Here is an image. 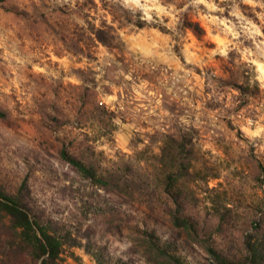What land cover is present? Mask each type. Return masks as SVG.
<instances>
[{"label":"rangeland","instance_id":"rangeland-1","mask_svg":"<svg viewBox=\"0 0 264 264\" xmlns=\"http://www.w3.org/2000/svg\"><path fill=\"white\" fill-rule=\"evenodd\" d=\"M185 15L202 26L192 10ZM129 19L110 0H0V189L21 193L61 238L58 264H169L157 247L185 264H217L208 246L241 259L245 234L264 226V141L250 142L240 125L264 124V91L249 98L228 84L243 85L252 73L234 53L210 58L215 45L204 26L194 43L183 24L184 41L149 27L126 32L137 39L125 40L119 31ZM105 23L115 25L119 49L95 40L93 27ZM166 36L178 55L181 44H192L201 62L180 57L194 72L187 81L175 82L174 64L134 47L157 53L151 45L163 47ZM63 148L118 187L83 177L61 158ZM179 161L189 176L170 178ZM169 183L175 196L166 193ZM176 199L198 239L175 227ZM15 239L0 226V256Z\"/></svg>","mask_w":264,"mask_h":264},{"label":"clouds","instance_id":"clouds-1","mask_svg":"<svg viewBox=\"0 0 264 264\" xmlns=\"http://www.w3.org/2000/svg\"><path fill=\"white\" fill-rule=\"evenodd\" d=\"M97 3H100V0H97ZM110 3L118 6L120 10L127 12L132 17L133 23L119 31V36L125 40L137 39L135 34L126 36V32L130 30L143 33V28L136 27V23L139 22L151 28L156 36L162 35L160 32V27H162L179 37L180 41H184L185 37L180 31V26L183 24L185 14L192 10L202 22V26L206 28L208 37L215 45L209 50V57L228 60L230 54L234 53V62L237 65L243 64L252 73L249 84H258L259 89L264 91V0H186L182 6H178L175 2H167V0H110ZM242 6L249 9L251 15L246 14ZM107 22L113 24L112 18L107 17ZM79 23L84 24V21L80 20ZM96 23L99 27V21ZM157 25L160 27H153ZM186 31L187 37L194 43L195 37L192 30L187 29ZM164 39L166 43L163 47L157 43L151 45L152 49H161L157 53L146 51L139 45L134 47L144 56L157 55L169 67L174 64L177 69L173 72L175 82L187 81V78L194 75V72L191 68H185L181 64L180 57H183L187 65L199 67L201 64L200 60L196 58V52L191 50L193 45L181 44L178 55L173 50L176 42L172 41L170 36H166ZM37 71H43V69L37 68ZM181 72L183 76L180 75ZM126 78L130 80L131 75ZM141 87L144 85L142 84ZM167 91L172 93L173 89L168 88ZM179 91L183 92L184 89L180 88ZM107 100L111 102L116 100V97L109 96ZM182 121L185 124L188 123L183 118ZM116 123L119 124L120 121L117 120ZM240 128L250 142L264 141V124L247 119L244 124L240 125ZM259 147L261 151H264V143H261ZM130 246L129 242L121 247L126 249Z\"/></svg>","mask_w":264,"mask_h":264},{"label":"trees","instance_id":"trees-1","mask_svg":"<svg viewBox=\"0 0 264 264\" xmlns=\"http://www.w3.org/2000/svg\"><path fill=\"white\" fill-rule=\"evenodd\" d=\"M133 22L132 19H129ZM184 27L191 29L192 32L199 38L205 35V30L197 22L184 16ZM138 28H145L146 26L136 23ZM160 27V26H153ZM92 34L95 40L109 50L120 48L121 40L117 34V30L112 25H102V27H93ZM163 33L168 32L167 29L160 27ZM246 75V74H245ZM251 74L246 75V82L243 85H237L235 81L228 83L230 86L239 88V91L249 98H255L261 93L257 85H250L249 81ZM107 112V111H106ZM0 116L5 117L4 113L0 112ZM61 158L74 167L83 177L90 179L97 185L102 187L117 188L118 184L114 180H109L103 173H100L97 167L91 163H86L73 155L67 148H63L60 152ZM184 162L179 161V173L171 174L169 177H185L189 176L188 167L182 169ZM170 184V183H169ZM173 185H168L166 193L175 196L172 191ZM177 209L170 211L174 218L175 227L183 229L196 239L198 236V229L193 221L188 218L180 208V203L176 199ZM4 218L9 219L8 225ZM0 226L10 232L14 233L16 237L15 243L10 247L8 252L3 250V255L0 256V264H14V256L19 260L29 256L35 263L40 264H58L63 250V242L61 238L50 231L49 227L45 225L40 219L35 217L32 213L31 207L21 199V193L9 194L7 191L0 189ZM157 247V245H155ZM243 247L245 254L238 259L237 256L227 258L219 253L214 247L208 246V252L215 258L217 264H264V226L257 225L252 233H247L243 239ZM164 256L169 260V264H185L184 261L177 255L171 254L168 249L157 247ZM7 249H9L7 247ZM15 259V262H17Z\"/></svg>","mask_w":264,"mask_h":264}]
</instances>
